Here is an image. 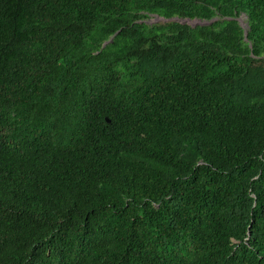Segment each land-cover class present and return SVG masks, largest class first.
Segmentation results:
<instances>
[{"label": "trees", "instance_id": "1", "mask_svg": "<svg viewBox=\"0 0 264 264\" xmlns=\"http://www.w3.org/2000/svg\"><path fill=\"white\" fill-rule=\"evenodd\" d=\"M0 264H264V0H0Z\"/></svg>", "mask_w": 264, "mask_h": 264}, {"label": "rangeland", "instance_id": "2", "mask_svg": "<svg viewBox=\"0 0 264 264\" xmlns=\"http://www.w3.org/2000/svg\"><path fill=\"white\" fill-rule=\"evenodd\" d=\"M238 20L242 24V26L246 25V22H245L246 17L244 15L238 16ZM145 21L149 24L156 23V22H164L162 18H159L156 15H150ZM186 22L194 26L196 24H206L210 21L200 20V19H194V20L191 19V20H187Z\"/></svg>", "mask_w": 264, "mask_h": 264}, {"label": "water", "instance_id": "3", "mask_svg": "<svg viewBox=\"0 0 264 264\" xmlns=\"http://www.w3.org/2000/svg\"><path fill=\"white\" fill-rule=\"evenodd\" d=\"M157 17L162 18L165 22H167V21H179V22H181V23H184V22H186L187 20H191V19H189L188 17H185V18H179V17H177V16H174V17H171V18H163V17H161V16L158 15ZM192 20H194V19H192ZM244 34H245V36L247 35V31H246V30H245ZM107 121H108V119H107Z\"/></svg>", "mask_w": 264, "mask_h": 264}]
</instances>
